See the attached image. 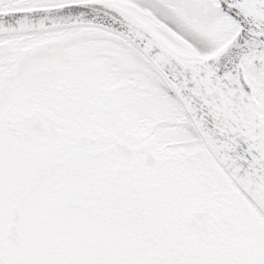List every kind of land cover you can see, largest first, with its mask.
Wrapping results in <instances>:
<instances>
[{
    "label": "snow or ice",
    "instance_id": "snow-or-ice-1",
    "mask_svg": "<svg viewBox=\"0 0 264 264\" xmlns=\"http://www.w3.org/2000/svg\"><path fill=\"white\" fill-rule=\"evenodd\" d=\"M0 264H264V0H0Z\"/></svg>",
    "mask_w": 264,
    "mask_h": 264
}]
</instances>
